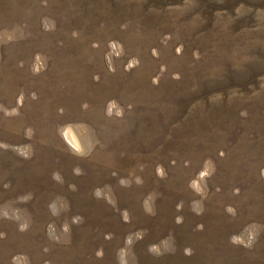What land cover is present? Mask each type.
Wrapping results in <instances>:
<instances>
[{
    "label": "rangeland",
    "instance_id": "374dc122",
    "mask_svg": "<svg viewBox=\"0 0 264 264\" xmlns=\"http://www.w3.org/2000/svg\"><path fill=\"white\" fill-rule=\"evenodd\" d=\"M0 144V206L30 219L0 217V264H120L121 249L127 264H264V0H0ZM207 160L201 197L189 185ZM250 231V248L230 243Z\"/></svg>",
    "mask_w": 264,
    "mask_h": 264
},
{
    "label": "clouds",
    "instance_id": "9594fccd",
    "mask_svg": "<svg viewBox=\"0 0 264 264\" xmlns=\"http://www.w3.org/2000/svg\"><path fill=\"white\" fill-rule=\"evenodd\" d=\"M47 27V25H46ZM9 39H11L12 37L9 36L8 37ZM110 48L112 50L111 54L110 55H115L117 57H119L121 55V52H122V48L121 46L118 44V43H115V42H112L110 44ZM179 51V50H178ZM40 57L37 56V60H39ZM109 64H110V70L111 71H115L114 68L111 67V62H110V59H109ZM138 64V61L136 59H133L129 62V64L127 65V68L126 70H130L132 67L136 66ZM22 97L20 99L19 102H22ZM115 110V115L117 117H122L123 116V110L121 108L118 107L117 105V102L116 101H110L108 103V106H107V115L111 116L113 114ZM6 114L8 115H13V114H17V110L16 109H13L11 112H6ZM61 132H63V129H61ZM32 134L31 130L29 129L28 130V136L30 137ZM63 137L64 139L69 143V146L71 149L74 150V154L75 155H78V156H84V155H87L88 152H90L92 150V142L89 141V146H88V149H87V152L81 147V145L79 143H77V141L75 139H72V140H68V133L64 132L63 133ZM9 146L6 145V144H0V148H8ZM15 151H17L21 156H23L25 159L29 158L30 155H31V146H26L24 148H16ZM74 174L79 176V175H82L83 174V171L77 167V168H74ZM215 172V168H214V165L212 163V161L210 160H207L205 161L204 163V166H203V170L198 174V181L199 183L197 182V180H193L192 182H190V185L189 187L192 188L198 195H200L201 197H203V194H204V188H206V184H204L205 182V179L206 178H209L211 177ZM157 175L161 178L164 177L165 173H164V170L162 168V166H157ZM52 179L58 183H62V177L61 175L56 172V173H53L52 175ZM129 181L128 180H120V184L122 186H129ZM136 183L139 185L142 183V180L137 177L136 178ZM201 184L204 185V187L202 188L201 187ZM5 188H8L9 185H4ZM70 188L72 191H75L76 188H75V185H70ZM94 196L96 198H100L102 196V190L101 189H96L94 191ZM32 199V196L31 194H28V195H24V196H21V197H18V202L19 203H27L28 201H30ZM153 200H154V197L152 195H149L148 198L145 200L144 202V208H145V211L150 214V215H154V211H153V207H152V203H153ZM183 204H179L177 206L178 210L180 208H182ZM51 213L53 216H58L59 215V209L57 208V205H56V202H52L51 204L48 205ZM61 207L63 209L67 208V204L64 203L61 205ZM192 211L195 212L197 215H200L203 213L204 209H203V206H202V202L201 201H197L195 203L192 204ZM230 213H232L233 215H235V210L232 209L231 207H229L227 209ZM0 217L4 218V219H8V220H14L16 222H18V229L20 232H24V231H27L30 227V219H25L22 215H21V211L19 209H13L11 210V213L9 211V209L7 207H2L0 206ZM124 220L127 221L128 220V217H127V214L125 213L124 214ZM182 222V218L178 217L177 220H176V223L179 224ZM72 223L74 224H78V223H82V218L80 217H75L73 218V221ZM198 227H201L202 226H198ZM256 226H253V228L255 229ZM62 232L64 234H68L70 232V226L67 222H65L63 225H62ZM258 234L257 231H250L248 232L247 234V239L245 240L243 238V236H232L230 237V243L232 244H241L245 247H251L253 245V243L255 242V238H256V235ZM47 235L48 237L53 240V241H58L60 239V237H58L56 235V229H55V226L52 225V224H49L48 227H47ZM3 237V234L0 233V238ZM111 237L110 236H106V239H110ZM137 238H141V235L140 234H137ZM133 242V237L130 235L129 237H127L126 239V245L130 246ZM163 247H164V251L167 252V251H174V249L171 247V244L169 241H164L163 242ZM149 252L150 253H153L155 255H160V248L156 245H153L149 248ZM185 254L186 255H191V249H185ZM96 255L97 257H102L103 256V250H98L96 252ZM125 256H126V250L125 249H121L118 253V257H119V261H120V264H127L126 260H125ZM12 264H30V261H29V258L27 256H24V255H18V256H14L13 259H12Z\"/></svg>",
    "mask_w": 264,
    "mask_h": 264
}]
</instances>
